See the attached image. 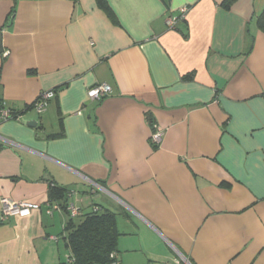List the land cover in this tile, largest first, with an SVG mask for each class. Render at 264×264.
I'll return each mask as SVG.
<instances>
[{"label": "crops", "instance_id": "0c3cea01", "mask_svg": "<svg viewBox=\"0 0 264 264\" xmlns=\"http://www.w3.org/2000/svg\"><path fill=\"white\" fill-rule=\"evenodd\" d=\"M106 1L0 0V264H71L54 185L117 213L121 264H264V0Z\"/></svg>", "mask_w": 264, "mask_h": 264}, {"label": "trees", "instance_id": "16d2710c", "mask_svg": "<svg viewBox=\"0 0 264 264\" xmlns=\"http://www.w3.org/2000/svg\"><path fill=\"white\" fill-rule=\"evenodd\" d=\"M99 5L112 16L111 9L106 0H97ZM234 0L223 2L226 8H230ZM257 27L264 31V10L256 19ZM252 47L253 37L250 39ZM192 74L185 78H192ZM3 105L1 104L0 107ZM18 113L16 110H14ZM21 113V112H19ZM149 121L152 123L150 116ZM157 148V145H153ZM65 188L54 185L50 190L51 199L58 200L59 205L68 207ZM80 219V220H78ZM66 243L70 249L69 262L71 264H121L119 258V238L121 232L117 224V213L101 208H94L87 213H81L77 217H71L65 228Z\"/></svg>", "mask_w": 264, "mask_h": 264}, {"label": "built area", "instance_id": "2783aa9c", "mask_svg": "<svg viewBox=\"0 0 264 264\" xmlns=\"http://www.w3.org/2000/svg\"><path fill=\"white\" fill-rule=\"evenodd\" d=\"M185 12V10H183ZM177 21V17H169L168 24L171 27H175ZM113 93V88L111 85L106 83L101 84H95L88 90V97L89 99H97L101 100L110 94ZM56 90H46L40 93L38 98L35 100V102L32 104V106L36 109L38 113L44 112L48 106L50 105L52 99L55 97ZM21 119L22 114L16 113L13 109L2 106L0 107V120H8V119ZM163 137V131L159 129H155L151 134V143L153 145H159L162 141ZM93 184L97 185L99 188L102 186L98 182L92 181ZM56 206H59V204H56ZM37 205L29 202H11L10 200L4 199L3 200V218H6L8 216H29L34 208H36ZM70 209V216L71 217H77L81 214V209L76 206L72 205L69 206ZM176 264H189V262L186 261L185 258H181L176 262Z\"/></svg>", "mask_w": 264, "mask_h": 264}, {"label": "water", "instance_id": "95a60500", "mask_svg": "<svg viewBox=\"0 0 264 264\" xmlns=\"http://www.w3.org/2000/svg\"><path fill=\"white\" fill-rule=\"evenodd\" d=\"M28 125H31V122H26Z\"/></svg>", "mask_w": 264, "mask_h": 264}, {"label": "rangeland", "instance_id": "374dc122", "mask_svg": "<svg viewBox=\"0 0 264 264\" xmlns=\"http://www.w3.org/2000/svg\"><path fill=\"white\" fill-rule=\"evenodd\" d=\"M78 220H80V219H78Z\"/></svg>", "mask_w": 264, "mask_h": 264}]
</instances>
